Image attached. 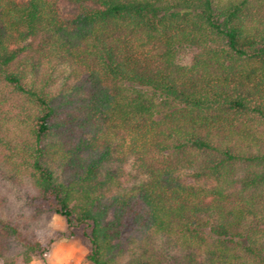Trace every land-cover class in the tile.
<instances>
[{"label": "trees", "instance_id": "obj_1", "mask_svg": "<svg viewBox=\"0 0 264 264\" xmlns=\"http://www.w3.org/2000/svg\"><path fill=\"white\" fill-rule=\"evenodd\" d=\"M60 1L0 0V260L54 211L81 264H264V0Z\"/></svg>", "mask_w": 264, "mask_h": 264}, {"label": "rangeland", "instance_id": "obj_2", "mask_svg": "<svg viewBox=\"0 0 264 264\" xmlns=\"http://www.w3.org/2000/svg\"><path fill=\"white\" fill-rule=\"evenodd\" d=\"M59 7H60V15L63 18L69 17L70 15L75 13V11H76V4L66 2L63 0L60 1ZM188 55L189 54H187V57H189ZM0 178H1V173H0ZM1 188H13L20 195L18 188H21V187L19 185H17L16 183H12L11 181H7L6 186L5 187L3 186ZM22 202H23V200H22ZM17 204L18 203H13L12 206L14 208H16V207H18ZM54 213H56V212L48 211L45 214V218L43 221L45 228L47 229V231H52L53 234H55V233L58 234V238L56 239V241H58L59 239H61L64 236L71 238L72 243L75 244V250L73 252L72 259L69 261V264H77V262H79V264H81V263L85 262L86 261V255H87L89 248H90V244H89L88 239L83 234L84 227L83 226H76L72 229L74 231V233L70 234L71 229L68 228L65 217L60 214L62 216L64 224L66 226L65 231L61 232L59 230H54L51 227V225L49 224V221H50V219ZM56 241L52 244L51 247H53L55 245ZM36 256H40V255H36ZM40 257H41V259H44V255H41ZM0 264H4V263L0 260ZM16 264H22V263L19 261ZM29 264H31V262ZM45 264H46V261H45Z\"/></svg>", "mask_w": 264, "mask_h": 264}, {"label": "clouds", "instance_id": "obj_3", "mask_svg": "<svg viewBox=\"0 0 264 264\" xmlns=\"http://www.w3.org/2000/svg\"><path fill=\"white\" fill-rule=\"evenodd\" d=\"M49 224L54 230H59L61 232L65 231V224L62 216L59 213H54L49 221ZM75 250V244L72 243L70 237L64 236L55 245L51 247L48 251L44 253V259L40 256H34L32 258L31 264H69V261L73 257V252ZM79 264V262H77Z\"/></svg>", "mask_w": 264, "mask_h": 264}]
</instances>
